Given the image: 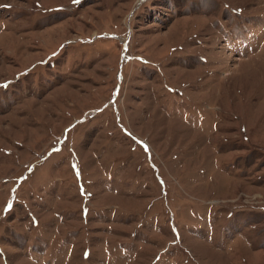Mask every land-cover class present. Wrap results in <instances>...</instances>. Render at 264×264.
<instances>
[{"label": "rangeland", "instance_id": "1", "mask_svg": "<svg viewBox=\"0 0 264 264\" xmlns=\"http://www.w3.org/2000/svg\"><path fill=\"white\" fill-rule=\"evenodd\" d=\"M0 264H264V0H0Z\"/></svg>", "mask_w": 264, "mask_h": 264}, {"label": "snow or ice", "instance_id": "2", "mask_svg": "<svg viewBox=\"0 0 264 264\" xmlns=\"http://www.w3.org/2000/svg\"><path fill=\"white\" fill-rule=\"evenodd\" d=\"M74 2H78V0H74Z\"/></svg>", "mask_w": 264, "mask_h": 264}]
</instances>
